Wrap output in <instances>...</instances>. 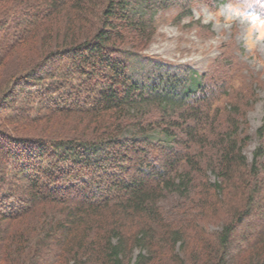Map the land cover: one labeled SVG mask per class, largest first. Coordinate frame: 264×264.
I'll list each match as a JSON object with an SVG mask.
<instances>
[{"label": "trees", "instance_id": "obj_1", "mask_svg": "<svg viewBox=\"0 0 264 264\" xmlns=\"http://www.w3.org/2000/svg\"><path fill=\"white\" fill-rule=\"evenodd\" d=\"M170 1L0 0V264H264V116L138 58Z\"/></svg>", "mask_w": 264, "mask_h": 264}, {"label": "rangeland", "instance_id": "obj_2", "mask_svg": "<svg viewBox=\"0 0 264 264\" xmlns=\"http://www.w3.org/2000/svg\"><path fill=\"white\" fill-rule=\"evenodd\" d=\"M186 1L171 0L169 8L160 10L156 35L138 58L220 76L229 80L236 90L244 89V80H249L256 98L243 110L248 113V132L254 134L264 116V0H258L257 5L239 0H189L192 1L191 14L186 12L189 3ZM175 2L182 3L176 5ZM1 71L0 85L10 74L9 71L1 74ZM256 144L254 138L245 148L249 160ZM171 203L166 206L168 219L186 218L182 213L177 214L180 210ZM198 211L201 210L193 209L190 217L198 215ZM208 219L200 221L201 224L206 225L207 232L215 231L216 227L208 224ZM185 258L189 256L186 254ZM206 259L202 257L200 264Z\"/></svg>", "mask_w": 264, "mask_h": 264}]
</instances>
